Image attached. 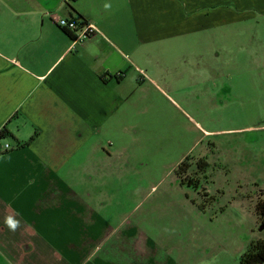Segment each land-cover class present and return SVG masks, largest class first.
Returning a JSON list of instances; mask_svg holds the SVG:
<instances>
[{
  "label": "crops",
  "instance_id": "crops-1",
  "mask_svg": "<svg viewBox=\"0 0 264 264\" xmlns=\"http://www.w3.org/2000/svg\"><path fill=\"white\" fill-rule=\"evenodd\" d=\"M238 8L264 14V0H0V131L12 146L0 153V264H182L81 181L121 170L102 131L127 121L132 80L160 64L150 46L228 25ZM54 15L96 32L74 42Z\"/></svg>",
  "mask_w": 264,
  "mask_h": 264
},
{
  "label": "rangeland",
  "instance_id": "rangeland-1",
  "mask_svg": "<svg viewBox=\"0 0 264 264\" xmlns=\"http://www.w3.org/2000/svg\"><path fill=\"white\" fill-rule=\"evenodd\" d=\"M238 9L228 25L150 46L160 64L132 80L127 121L102 131L121 170L80 183L182 264H240L247 239L264 238L254 211L264 199V14ZM186 156L193 187L176 175Z\"/></svg>",
  "mask_w": 264,
  "mask_h": 264
},
{
  "label": "trees",
  "instance_id": "trees-1",
  "mask_svg": "<svg viewBox=\"0 0 264 264\" xmlns=\"http://www.w3.org/2000/svg\"><path fill=\"white\" fill-rule=\"evenodd\" d=\"M80 24L83 22H79ZM5 130L0 131V136L5 137ZM188 157L186 156L182 159L176 167V175L178 177V182L181 185L192 186L188 179H185V175L182 176V172H185L188 168L187 163ZM202 162L198 160L197 164ZM205 162V161H204ZM254 211L256 218L260 219V223L264 225V199L258 197L254 202ZM240 264H263L264 263V238H257L251 240L244 252L239 257Z\"/></svg>",
  "mask_w": 264,
  "mask_h": 264
},
{
  "label": "built area",
  "instance_id": "built-area-1",
  "mask_svg": "<svg viewBox=\"0 0 264 264\" xmlns=\"http://www.w3.org/2000/svg\"><path fill=\"white\" fill-rule=\"evenodd\" d=\"M66 2L70 0H65ZM54 22L57 26L67 31L74 32L73 41H79L96 32V28L91 23H79L72 17L54 15ZM12 146L5 140V137L0 136V153L10 150ZM264 264V263H263Z\"/></svg>",
  "mask_w": 264,
  "mask_h": 264
},
{
  "label": "clouds",
  "instance_id": "clouds-1",
  "mask_svg": "<svg viewBox=\"0 0 264 264\" xmlns=\"http://www.w3.org/2000/svg\"><path fill=\"white\" fill-rule=\"evenodd\" d=\"M105 7L108 8L110 7V5H105ZM5 225L9 228L10 231L15 232L18 228L21 227V222L13 216H8L5 218Z\"/></svg>",
  "mask_w": 264,
  "mask_h": 264
},
{
  "label": "flooded vegetation",
  "instance_id": "flooded-vegetation-1",
  "mask_svg": "<svg viewBox=\"0 0 264 264\" xmlns=\"http://www.w3.org/2000/svg\"><path fill=\"white\" fill-rule=\"evenodd\" d=\"M200 159H203V160H204V158H202V157H199V158H197V161H198V160H200ZM205 163L207 164V162H206V161H205Z\"/></svg>",
  "mask_w": 264,
  "mask_h": 264
}]
</instances>
